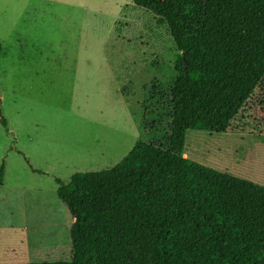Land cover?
<instances>
[{
	"label": "rangeland",
	"instance_id": "obj_1",
	"mask_svg": "<svg viewBox=\"0 0 264 264\" xmlns=\"http://www.w3.org/2000/svg\"><path fill=\"white\" fill-rule=\"evenodd\" d=\"M0 264L68 262L56 180L113 169L142 135L144 89L168 88L174 48L132 0H0ZM185 158L264 186V89L224 134L189 132Z\"/></svg>",
	"mask_w": 264,
	"mask_h": 264
},
{
	"label": "trees",
	"instance_id": "obj_2",
	"mask_svg": "<svg viewBox=\"0 0 264 264\" xmlns=\"http://www.w3.org/2000/svg\"><path fill=\"white\" fill-rule=\"evenodd\" d=\"M132 3L176 53L172 84L145 88L139 109L141 134L166 125L167 139L136 141L109 171L56 180L70 260L32 264H264V186L185 158L187 133H226L264 89V0ZM3 176L2 164L0 187Z\"/></svg>",
	"mask_w": 264,
	"mask_h": 264
},
{
	"label": "crops",
	"instance_id": "obj_3",
	"mask_svg": "<svg viewBox=\"0 0 264 264\" xmlns=\"http://www.w3.org/2000/svg\"><path fill=\"white\" fill-rule=\"evenodd\" d=\"M76 174V173H75ZM70 181V180H69ZM73 223V220H72V222H71V224Z\"/></svg>",
	"mask_w": 264,
	"mask_h": 264
}]
</instances>
